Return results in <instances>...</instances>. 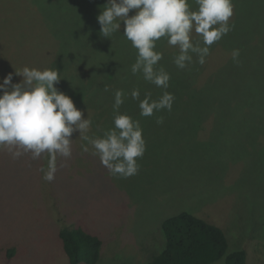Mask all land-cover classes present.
<instances>
[{"label":"rangeland","instance_id":"374dc122","mask_svg":"<svg viewBox=\"0 0 264 264\" xmlns=\"http://www.w3.org/2000/svg\"><path fill=\"white\" fill-rule=\"evenodd\" d=\"M48 1L0 0V81L24 66L56 68L61 80L55 86L73 99L84 119L89 114L88 135L96 136L114 127L113 92L123 90L120 113L140 121L146 152L138 159L137 175L112 177L91 150L81 152L86 142L77 140L76 132L72 157L58 158L50 183L39 171L47 165L46 155L13 160L0 152V264H69L59 232L73 227L103 240L98 264H150L166 246L163 222L184 211L220 227L229 253L244 250L248 264H264V109L244 112L236 101L216 100L204 90L219 77L231 85L251 82L255 62L239 56L233 63L238 44L231 32L251 30V17H264L263 0H233L235 27L211 46L203 65L194 56L181 70L173 63L178 49L164 38L157 42L156 50L164 53L159 65L171 76L167 91L175 99L171 112L151 117L140 116L130 92L139 88L141 99L146 92L158 99L163 89L132 75L136 49L123 36V25L110 38L101 35L96 18L107 0H53L52 7ZM189 4L196 9L195 0ZM262 64L254 83L264 77ZM21 79L14 75L13 83ZM198 94L235 106L231 112L208 111L196 98L194 107L184 108ZM160 116L163 124L156 123Z\"/></svg>","mask_w":264,"mask_h":264},{"label":"clouds","instance_id":"9594fccd","mask_svg":"<svg viewBox=\"0 0 264 264\" xmlns=\"http://www.w3.org/2000/svg\"><path fill=\"white\" fill-rule=\"evenodd\" d=\"M195 4L193 10L189 0H107L100 9L96 19L101 35L110 38L123 25V36L136 49L132 75H142L144 81L163 89L158 99H153L150 92L141 99L139 88L130 92L131 98L138 101L142 117L173 109L175 97L167 91L171 76L159 65L163 53L156 50L161 38L178 49L173 63L184 70L193 63L194 56L200 65L205 64L211 46L235 27L230 23L233 0H195ZM193 32L200 37L199 42H193ZM239 56L240 50L233 49L234 62H239ZM14 75L22 78L19 83H13ZM60 80L56 68L24 66L0 81V152H7L13 160L30 155L35 161L46 155L47 165L39 171L42 180L50 183L55 180L58 158L67 161L72 157L71 137L78 132L77 140L86 142L81 144V152L91 150L110 176L128 179L137 175L146 141L140 121L120 113L127 94L120 89L113 92L114 127L104 130L102 136L88 135L92 118L88 114L84 119L73 99L57 89ZM110 90L106 85L104 91ZM156 123L163 124L164 118L157 117Z\"/></svg>","mask_w":264,"mask_h":264},{"label":"trees","instance_id":"16d2710c","mask_svg":"<svg viewBox=\"0 0 264 264\" xmlns=\"http://www.w3.org/2000/svg\"><path fill=\"white\" fill-rule=\"evenodd\" d=\"M47 5L52 7L54 5L53 0H49ZM231 34L238 44L240 59L243 62H250V60L251 63L255 62V66L249 73L251 74V82L240 80L231 85L224 77H219L213 86L205 89L203 87V89L216 100L236 101L239 108L244 112L253 110L260 112L264 109V77L257 83L253 82V77L256 68H263L264 52H260L258 48L263 49L264 17L261 15L252 16L251 30L246 29L244 32H231ZM233 63L235 62L233 61ZM248 68L251 69V65ZM198 76L187 78V81L190 83L191 78ZM179 92L182 95V90ZM196 98L201 100L200 103L208 111L229 110L231 112L230 108L235 106L223 105L210 100V97L207 98L203 94H198L190 105L189 99L185 107L184 105L182 107L191 109L194 107ZM216 104L222 108H216ZM162 230L166 239V246L161 253L153 257L150 264H214L223 259L225 264H248L246 251L237 250L229 253L230 243L226 233L220 227L193 213L184 211L168 218L163 222ZM59 237L69 264H98L102 259L103 240L84 228H63L59 232Z\"/></svg>","mask_w":264,"mask_h":264},{"label":"crops","instance_id":"0c3cea01","mask_svg":"<svg viewBox=\"0 0 264 264\" xmlns=\"http://www.w3.org/2000/svg\"><path fill=\"white\" fill-rule=\"evenodd\" d=\"M237 251V250H236Z\"/></svg>","mask_w":264,"mask_h":264}]
</instances>
